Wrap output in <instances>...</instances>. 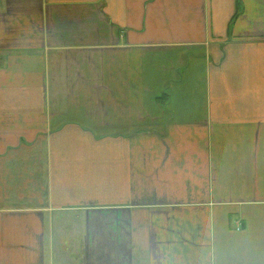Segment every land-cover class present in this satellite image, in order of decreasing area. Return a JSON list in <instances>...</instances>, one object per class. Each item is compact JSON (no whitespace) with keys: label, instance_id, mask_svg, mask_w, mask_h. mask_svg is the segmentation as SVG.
<instances>
[{"label":"crops","instance_id":"0c3cea01","mask_svg":"<svg viewBox=\"0 0 264 264\" xmlns=\"http://www.w3.org/2000/svg\"><path fill=\"white\" fill-rule=\"evenodd\" d=\"M0 264H264V0H0Z\"/></svg>","mask_w":264,"mask_h":264},{"label":"trees","instance_id":"16d2710c","mask_svg":"<svg viewBox=\"0 0 264 264\" xmlns=\"http://www.w3.org/2000/svg\"><path fill=\"white\" fill-rule=\"evenodd\" d=\"M167 92L164 94V96L163 97H161V98H159V100H160V102H162L163 100H165L166 99V97H167Z\"/></svg>","mask_w":264,"mask_h":264},{"label":"built area","instance_id":"2783aa9c","mask_svg":"<svg viewBox=\"0 0 264 264\" xmlns=\"http://www.w3.org/2000/svg\"><path fill=\"white\" fill-rule=\"evenodd\" d=\"M237 225H238V226H240V225H241L240 221H238V222H237Z\"/></svg>","mask_w":264,"mask_h":264}]
</instances>
